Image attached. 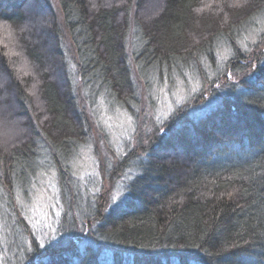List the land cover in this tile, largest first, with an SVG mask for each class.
Returning <instances> with one entry per match:
<instances>
[{
	"label": "trees",
	"instance_id": "1",
	"mask_svg": "<svg viewBox=\"0 0 264 264\" xmlns=\"http://www.w3.org/2000/svg\"><path fill=\"white\" fill-rule=\"evenodd\" d=\"M202 1L167 0L148 25L130 21L128 9L123 21L117 7L92 9L89 0L36 1L56 2L88 112L70 87L44 76L43 118L26 116L27 135L9 151L0 146L4 264H264V0L233 8L220 0L215 19L199 14ZM30 2L0 0V22L21 25ZM25 52L40 65L48 60L44 47L31 43ZM24 80L11 72L18 99L29 97ZM167 86L183 99H169ZM144 97L155 119L141 146ZM164 98L174 107L158 117ZM119 117L132 124L129 139L141 137L133 149L122 137L109 169L120 198L80 204L89 189L75 164L90 153V123L110 141L102 119ZM51 181L60 211L54 231L23 248L29 199L55 192Z\"/></svg>",
	"mask_w": 264,
	"mask_h": 264
},
{
	"label": "rangeland",
	"instance_id": "2",
	"mask_svg": "<svg viewBox=\"0 0 264 264\" xmlns=\"http://www.w3.org/2000/svg\"><path fill=\"white\" fill-rule=\"evenodd\" d=\"M36 1L31 0L28 4L25 22L21 25L10 27L0 22V146L8 151L18 138L27 135L26 116L33 123L37 120L40 121V118L44 116L42 112L44 103L41 98V78L44 76L45 79L55 82L62 91L67 86L70 87L72 95L77 97L80 109L82 111L85 109L84 111L88 112L81 96L82 92H80L75 51L68 35L61 26L60 12L57 9L56 2H54L55 6L51 3V8H45L36 3ZM165 1L167 0H89V3L92 9L104 7L119 8V19L121 21L126 17V10L128 9L127 16L130 21L137 18L145 25H148L151 17L155 18L161 13L166 3ZM139 2L141 3L139 4ZM227 2L232 7L231 5L235 0ZM206 5H211V7H206ZM201 8H204V11H198L200 15H209L215 19V17L221 15V9L225 7L220 3V0H203L199 9ZM228 16L229 14H226L224 19L221 17V26L229 23L227 22ZM53 20L58 24V29L51 28ZM9 31H11V35H9ZM195 38L199 39L200 37L196 35ZM31 43L36 45V47H44L45 51H49L45 65H40L33 56H29L25 52L27 45ZM12 50L20 53V55L12 56ZM11 72L15 73L17 77H21V79H27V81L24 80L23 86L28 91L29 97L23 96L20 99L16 97V87L11 82ZM33 85L36 86L35 89H33ZM163 90L169 99L174 96L173 99H176V103L183 99L181 98L183 92L175 98V88L167 86ZM173 107L174 104L170 100H167V98L161 99L157 107L160 111H158V117L165 116ZM142 108V117L138 130L140 131L139 136L141 135L142 137L141 146H146L149 138H145V135L151 130V122L155 118L146 97L143 99ZM208 110L209 107L200 110L199 113H205ZM113 120L116 123H112L105 118L102 119L103 124L108 128V132L111 135L109 141L105 138L100 127L91 119V133L89 135L91 149H87V153H90L81 157L83 155V152H81V158L79 157L75 164V167L78 168L76 178L80 180L82 190L84 188L89 189L88 192L81 193L83 200L80 204H83L84 199L86 201L88 198L93 199L94 195L99 198L103 196L101 204L105 205V207L115 204L120 198V192L123 189L121 181L119 183L113 182L110 179L111 171L109 169L115 168L118 157L123 152L120 140L122 137L125 140L129 139L133 131L132 124L128 118L119 117L118 120L115 118ZM141 137L129 139V141H132L130 142L132 149L138 145L137 140ZM51 183L55 192L52 191L49 194L35 192L29 199L30 204L26 208L27 210L29 209L26 216L29 227H27L28 231L21 240L23 248L29 249L32 240H36L43 245L54 231L60 211L55 205L56 201L53 196L56 194L57 186L55 182L51 181ZM48 185L50 186V182ZM72 215H74L73 212ZM5 236L2 233L0 222V264H4L9 251ZM1 245L4 246L2 247Z\"/></svg>",
	"mask_w": 264,
	"mask_h": 264
},
{
	"label": "snow or ice",
	"instance_id": "3",
	"mask_svg": "<svg viewBox=\"0 0 264 264\" xmlns=\"http://www.w3.org/2000/svg\"><path fill=\"white\" fill-rule=\"evenodd\" d=\"M246 3V0H235V2L231 5L232 7H242L244 4ZM93 6H95V5H93ZM206 7H211V5H206ZM197 11H199V12H203L204 11V8H201V9H198ZM9 35H11V31H9ZM11 55L12 56H18V55H20V53H18V52H16V51H14V50H12L11 51ZM35 85H33V89H35ZM33 94H35V92H33Z\"/></svg>",
	"mask_w": 264,
	"mask_h": 264
}]
</instances>
